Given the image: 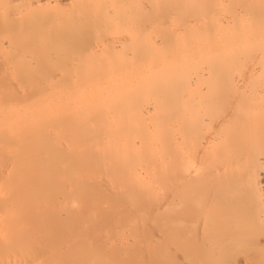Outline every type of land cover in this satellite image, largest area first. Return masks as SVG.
<instances>
[{
  "label": "bare ground",
  "instance_id": "bare-ground-1",
  "mask_svg": "<svg viewBox=\"0 0 264 264\" xmlns=\"http://www.w3.org/2000/svg\"><path fill=\"white\" fill-rule=\"evenodd\" d=\"M260 253L264 0H0V264Z\"/></svg>",
  "mask_w": 264,
  "mask_h": 264
},
{
  "label": "rangeland",
  "instance_id": "rangeland-1",
  "mask_svg": "<svg viewBox=\"0 0 264 264\" xmlns=\"http://www.w3.org/2000/svg\"><path fill=\"white\" fill-rule=\"evenodd\" d=\"M227 244H229V243H227ZM230 244H231V243H230ZM226 254H227V253H226ZM226 254L222 255V257H223V258H224V257H227L230 253H229L227 256H226ZM260 254H264V253H260ZM242 255H243V254H242ZM242 255H241V257H240V256H239V257L236 256V257L240 258V261H238V262H240V264H241V263H242V264H245V263H246V264H249V261H250V260H249V259H248V260L246 259V258H248V257H245V256L243 255V256L245 257V258H244L245 260H244V259H241V258H243ZM258 255H259V253H258ZM258 255H257V254H256V255L254 254V255H253L254 258H253V256H251V258H253V259H252L250 262H252L253 264H254V262H255V264H260L261 259H260V257H259ZM220 256H221V255H220ZM230 256H232V254H231ZM233 256H235V255L233 254ZM257 256H258L259 258H257ZM261 256H262V255H261ZM263 256H264V255H263ZM215 257H216V256H215ZM217 257L219 258V255H218ZM217 257H216V258H217ZM236 257H234V258H236ZM211 258H212V257H211ZM213 258H214V257H213ZM232 258H233V257H232ZM238 258L233 259V260H235L236 264L238 263V262H237ZM261 258H262V257H261ZM254 259H256V260H257V259H260V260H257V261H256V260H254ZM263 259H264V258H263ZM214 260H215V259H214ZM214 260H213V261H214ZM217 260H218V259H217ZM223 260H224V262H225L227 259L225 260V258H224ZM228 260H229V258H228ZM233 260H232L233 263H232L230 260H229V261H230L232 264H234V261H233ZM246 260H247L248 262H247ZM214 262H216V261H214ZM217 262H219V261H217ZM226 262H228V261H226ZM226 262H225V264H226ZM230 262H229V263H230ZM262 262H263V264H264V260L261 261V264H262ZM219 263L221 264V263H223V262L221 261V262H219ZM219 263H218V264H219ZM229 263H227V264H229ZM252 263H251V264H252ZM215 264H216V263H215ZM223 264H224V263H223ZM238 264H239V263H238Z\"/></svg>",
  "mask_w": 264,
  "mask_h": 264
}]
</instances>
